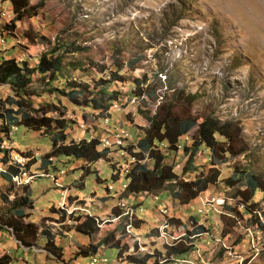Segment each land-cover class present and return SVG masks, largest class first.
<instances>
[{"label":"rangeland","instance_id":"rangeland-1","mask_svg":"<svg viewBox=\"0 0 264 264\" xmlns=\"http://www.w3.org/2000/svg\"><path fill=\"white\" fill-rule=\"evenodd\" d=\"M29 6L30 14L15 21L13 28L15 14L10 2L0 3V9L8 12L0 19V45L8 49L5 57L28 59L35 65L43 51L57 47L64 54V66L68 61L81 64L78 70L65 67L63 75L93 88L98 79H108L107 72L115 68V54L127 61L139 58L134 69L130 70V65L125 67L128 77L146 75L144 88L148 92L143 96L146 102L126 93L130 82L113 80L106 84L107 89L123 92L103 113L91 106H76L60 92L50 91L49 86L62 87L56 78L50 84L34 79L30 88L35 94L28 100V110L35 114L43 102H55L70 120L69 138L113 139L116 131L124 128L130 134L127 145L134 143L141 135V127L149 126L148 116L156 112L161 102L173 100L178 102L175 108L178 112H190L199 121L209 115L233 120L242 128V136L232 147L244 148V151L219 153L214 166L220 170L217 182L198 198L180 204L167 191L154 197H125L123 193L110 192L109 186L114 181L110 179L112 172L119 174L115 183L121 188L123 172L133 161L117 146L109 147V157L116 168L109 162L91 164L87 168L86 161L72 157L46 158L44 153L51 147V135L43 130L37 132L15 126L9 135L1 134L4 145L12 142L14 151L28 155L31 172L51 174L37 176L27 185L15 184L0 175V214L15 218L13 210L20 207L12 206L13 201L27 195L34 207H22L25 213L22 221L34 223L38 234L44 227L52 230L55 242L63 248V256L58 259L47 251L46 239L41 235L37 245L26 247L6 230L0 231V254L10 253L13 257L10 264H133L119 257L118 247L110 244L100 246L96 254L83 256V251L114 231L116 238L121 236L123 241L134 234L140 237L138 246L142 243L146 247L145 250L139 248L140 254L158 249L165 258L169 243L185 241L193 244L185 257L202 258L210 264H239L241 261L264 264V230L247 225L245 217L240 218L225 207L226 203L238 207V198L233 194L238 187L247 185L244 179L230 186L226 179L242 170L261 173L264 179V0H29ZM90 61L106 65L107 71L96 72ZM181 90L183 96L187 92H198L201 96L189 105L183 99L177 100ZM13 95L16 94L8 83H0V99L7 107H10L7 98ZM50 114L59 116L55 111ZM2 123L0 120V125ZM196 130L197 126H193L181 142L190 144ZM3 155L0 152V158ZM192 156L193 168L187 173L182 172L188 160L182 146L169 154L167 160L174 163L175 170L186 179L207 176L211 167L210 151L200 146ZM99 173L104 179L102 183L97 177ZM3 195H7V199ZM213 197L216 201L211 204ZM220 197L225 199L223 205L218 202L222 201ZM256 198L264 211L263 194L259 193ZM120 202L133 207V221H143L139 229L131 228L132 232H128L129 216L117 217L111 213L113 206H123ZM62 209L66 211L64 220L57 212ZM71 212L94 216L99 230L92 235L76 232L68 217ZM189 214L208 230L185 238L182 237L184 230L166 221L173 216L192 229L188 224ZM156 230V235L148 236ZM162 232L167 238L161 236ZM94 256L98 261L101 258L106 261L94 262ZM183 256L172 255L167 264H188L177 261Z\"/></svg>","mask_w":264,"mask_h":264},{"label":"trees","instance_id":"trees-1","mask_svg":"<svg viewBox=\"0 0 264 264\" xmlns=\"http://www.w3.org/2000/svg\"><path fill=\"white\" fill-rule=\"evenodd\" d=\"M3 1L10 2L11 9L15 14L12 20L13 28L15 27V21L22 19L26 14H30L31 7L29 6V0H0V3ZM26 36L31 38L29 34ZM59 50V48L53 47L43 51L38 58V62L35 65H31L28 59L22 58L18 60L15 57H5L4 54L8 49H3L0 45V83H8L10 90L16 94L7 98L10 107H7L5 101L0 99V120L3 122L0 125V141H5L2 140L1 134L9 135L11 129L15 126H25L37 132L43 130L49 133L52 139L50 149L44 153L46 158L52 156L72 157L86 161L89 164L87 168L91 164L109 162L113 165V168H116L115 163L111 162L112 159L109 157L110 149L108 147L101 148L99 137L69 138L67 129L70 125V120L65 117V112L61 111L62 109L55 102H43L40 109L35 110V114L29 111L28 100L30 96L35 94V91L30 88V84L34 79H41L42 82L50 84L56 78V80L61 82L62 87L59 88L56 85L49 86L50 91L56 90L60 92L76 106H91L93 109L100 110L103 113L110 109L113 102L123 92V90L119 89H107L106 84L113 80L123 83L130 82V90L126 91V93L141 98L142 101L146 102L145 97H143L148 92L144 88L146 75L140 78L128 77L126 73L129 71L127 69L124 70L127 65H130V70L134 69L139 62V58L127 61L115 54V68H111L107 72L108 79H98L95 81V86H98V88H93L86 82H78L63 75L62 70L65 67L68 68L70 66L78 70L81 68V64L80 61H68L66 63L67 66H64V54L60 53ZM116 51L119 52L120 48ZM90 65L96 68V72L107 71L106 65H101L94 61H90ZM61 79L63 80L60 81ZM181 92L184 91H180L177 100L183 99L182 101L189 105L201 96L198 92H187L183 96L184 94H181ZM82 97L83 99H80ZM177 103V101L173 100L161 102L156 112L148 116L149 126L141 127V135L137 141L121 146L122 148L120 149H124L129 159H134L130 162L129 167L124 170L125 172H123L124 176L122 179L124 178V180L122 182L127 185L123 196L152 195L154 197L161 191H167L175 202L187 204L192 199L198 198L211 184L217 182L220 170L214 166L216 161L219 160V153L237 154L244 151V148L234 149L232 147L237 141L241 140L242 136V128L233 120H221L218 117L209 115L199 121L190 112H178L175 109ZM50 111H55L59 116H53L50 114ZM193 126H197V130L191 136L192 141L190 144L187 141L182 143V138L187 135ZM180 146L188 153L187 163L182 170L184 173L193 168L194 157L192 155L195 153V150L200 146H204L205 149L210 151L211 167L207 176L186 179L184 174L180 175L175 170L176 165L170 163L167 159L169 154L177 152ZM7 152L8 150L0 158L1 162L8 163L7 161L10 159V156H8ZM30 165L31 160L28 161L27 168ZM88 170L90 173L91 169ZM17 171L18 168L16 166L10 165L7 172H2L0 175L6 180H12V175ZM97 177H99V180H102L99 183L104 181L100 173ZM119 178V174L112 172L111 181L114 180L113 182L115 183V180ZM244 179H246V187H238L233 194L235 198H238L239 206L232 207L226 203L225 207L229 212H236L241 216L240 218L245 217L247 225L264 230V217H262L264 211L259 200L256 198L259 193L263 194L264 197L263 176L261 173L252 170H242L226 179V182L230 186H235L243 182ZM106 190L109 191L107 186ZM3 197L7 199V195H3ZM16 204L20 208L16 210L13 208V212L16 215L15 218L0 214V231L6 230L12 233L26 247L37 245L39 238L43 236L46 239L44 248L56 258H62L63 248L55 242L52 230L44 227L41 230L42 232L38 234L37 226L34 223L22 221V218L25 216L22 207L26 205L34 207L29 197L26 195L16 198L12 206ZM120 208L116 205L113 206L111 213L119 214L122 212ZM50 211L56 212L57 210ZM57 212L60 215L59 218L64 220L66 217L65 209L58 210ZM68 217L72 221L71 227L76 232L92 235L99 230L97 219L94 216L71 212ZM224 218L223 215V223L226 222ZM142 222L139 219L132 221L133 228L139 229ZM167 222L170 225L178 227L181 231L184 230L185 233L182 234V237L185 238L195 237L208 230L203 224L197 223L195 216L192 214L188 215V224L191 225L192 229L186 226L184 221H180L173 216L168 217ZM225 232L229 233V231ZM157 233V230L151 231L148 236L156 235ZM104 244L118 247V256L133 264H149L150 261L151 264H167L172 255L182 257L193 248L192 243L187 244L185 241H179L175 245L167 246L165 258H162L163 253L158 249H155L152 253L145 252L140 254L138 253L139 246L135 235L123 241L121 236L116 238L115 232L112 231L97 245L90 246L89 249L83 251V256L96 254L99 247ZM125 253L127 254L124 255ZM12 260L13 257L8 252L0 254V264H10Z\"/></svg>","mask_w":264,"mask_h":264},{"label":"built area","instance_id":"built-area-1","mask_svg":"<svg viewBox=\"0 0 264 264\" xmlns=\"http://www.w3.org/2000/svg\"><path fill=\"white\" fill-rule=\"evenodd\" d=\"M8 14L7 11H4L3 9L0 10V15L1 17H6ZM2 42H5V39H1ZM130 137V134L127 130H125L124 128H122L121 130L117 131L114 135V138L113 139H110L109 137H105L103 138L101 141H100V146L101 148H105V147H110L111 145H114V146H117V148H122L121 146L122 145H125L128 138ZM5 141H0V152H3L4 153V150H10V152H7L8 153V156H10V159L7 161L8 163H4V162H1L0 161V174L2 172H7L8 168L10 167V165H14L18 168V171L16 173H14L12 175V181L16 184H22V185H27L29 183H31L32 180L36 179L37 176H41V175H46V176H49L51 174V172H41V175H39V173H36V172H31L30 169L27 168V163L30 159H28L27 156L25 155H22L21 153H19L18 151H14L13 150V147H12V142L10 143L9 146H6L4 145ZM121 153L126 155V152L124 151V149H120ZM50 159L52 157H49ZM132 160H134L133 158H130ZM8 165V166H7ZM3 166H6V169L3 167ZM53 174V173H52ZM54 176V174H53ZM55 178V177H54ZM122 187L119 188L117 187V184L113 182L112 186L110 185L109 186V189L111 190H114V192H117L118 194H122L124 193L125 191V188H126V183L122 182ZM66 191V188L63 189V193H65ZM123 198V196H121ZM222 199V201H218L221 203V205H223L225 203V199L223 197H220ZM125 198H123L124 200ZM220 200V199H219ZM216 201V199L213 197V199H211V204L212 202ZM122 203L123 206H120L122 207L123 209H125L124 211L120 212L119 214H117L116 216L119 217L121 216L122 214L123 215H128L129 216V219H128V223L126 224V229H128V232H132V229L133 226H132V221H133V214L135 212V210L133 209V207H129V205L123 203V202H120ZM165 213H167V210H165ZM163 211V212H164ZM167 221V219H166ZM166 221H164L165 223L163 224V227H165V224H166ZM251 230V229H250ZM135 235V234H134ZM136 236V235H135ZM162 237L164 238H167V236L162 232ZM137 238H140V237H137ZM138 240V239H137ZM139 242V241H138ZM174 243H169L168 245H173ZM139 248L142 250L146 247H144V245H142V243H140V246ZM198 256L201 258V254H199V251H198ZM93 261L94 262H105L106 259L105 258H101L99 261L97 259V256H94L93 257ZM178 262H181V263H188V264H210V263H207L204 259H199L198 257L195 258V259H192L191 257H185L183 256V258H179L177 259ZM239 264H243V261H241Z\"/></svg>","mask_w":264,"mask_h":264},{"label":"bare ground","instance_id":"bare-ground-1","mask_svg":"<svg viewBox=\"0 0 264 264\" xmlns=\"http://www.w3.org/2000/svg\"><path fill=\"white\" fill-rule=\"evenodd\" d=\"M117 132V131H116ZM129 180V179H128ZM162 209V208H161Z\"/></svg>","mask_w":264,"mask_h":264},{"label":"clouds","instance_id":"clouds-1","mask_svg":"<svg viewBox=\"0 0 264 264\" xmlns=\"http://www.w3.org/2000/svg\"><path fill=\"white\" fill-rule=\"evenodd\" d=\"M1 10V9H0Z\"/></svg>","mask_w":264,"mask_h":264}]
</instances>
